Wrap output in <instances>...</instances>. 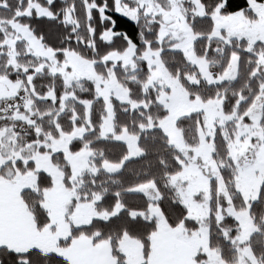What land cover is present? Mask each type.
Wrapping results in <instances>:
<instances>
[{"label":"snow or ice","instance_id":"1","mask_svg":"<svg viewBox=\"0 0 264 264\" xmlns=\"http://www.w3.org/2000/svg\"><path fill=\"white\" fill-rule=\"evenodd\" d=\"M0 264H264V0H0Z\"/></svg>","mask_w":264,"mask_h":264}]
</instances>
